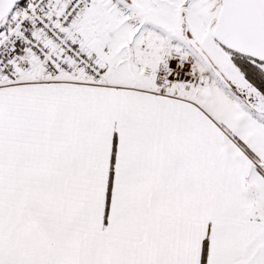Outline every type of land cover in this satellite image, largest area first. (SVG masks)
Here are the masks:
<instances>
[{"label": "snow or ice", "instance_id": "1", "mask_svg": "<svg viewBox=\"0 0 264 264\" xmlns=\"http://www.w3.org/2000/svg\"><path fill=\"white\" fill-rule=\"evenodd\" d=\"M0 264H264V0H0Z\"/></svg>", "mask_w": 264, "mask_h": 264}]
</instances>
